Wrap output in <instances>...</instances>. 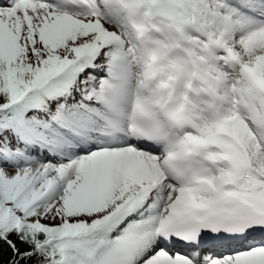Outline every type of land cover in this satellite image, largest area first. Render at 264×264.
<instances>
[{"label":"snow or ice","instance_id":"snow-or-ice-1","mask_svg":"<svg viewBox=\"0 0 264 264\" xmlns=\"http://www.w3.org/2000/svg\"><path fill=\"white\" fill-rule=\"evenodd\" d=\"M0 264H264V0H0Z\"/></svg>","mask_w":264,"mask_h":264}]
</instances>
